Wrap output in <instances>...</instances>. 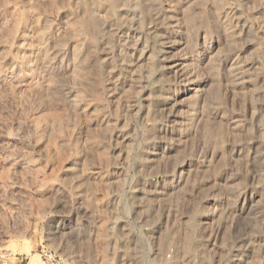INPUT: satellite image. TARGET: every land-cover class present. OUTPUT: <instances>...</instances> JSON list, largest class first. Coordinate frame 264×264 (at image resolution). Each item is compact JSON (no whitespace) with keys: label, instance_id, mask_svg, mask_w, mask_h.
Wrapping results in <instances>:
<instances>
[{"label":"rangeland","instance_id":"1","mask_svg":"<svg viewBox=\"0 0 264 264\" xmlns=\"http://www.w3.org/2000/svg\"><path fill=\"white\" fill-rule=\"evenodd\" d=\"M0 264H264V0H0Z\"/></svg>","mask_w":264,"mask_h":264},{"label":"bare ground","instance_id":"2","mask_svg":"<svg viewBox=\"0 0 264 264\" xmlns=\"http://www.w3.org/2000/svg\"><path fill=\"white\" fill-rule=\"evenodd\" d=\"M188 79H189V78H188ZM188 79H187V80H188ZM182 91H183V90H182ZM184 91H185V90H184ZM184 91H183V92H184Z\"/></svg>","mask_w":264,"mask_h":264}]
</instances>
